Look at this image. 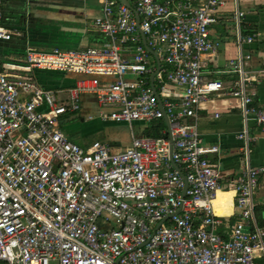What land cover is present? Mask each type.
I'll return each mask as SVG.
<instances>
[{
	"label": "built area",
	"instance_id": "1",
	"mask_svg": "<svg viewBox=\"0 0 264 264\" xmlns=\"http://www.w3.org/2000/svg\"><path fill=\"white\" fill-rule=\"evenodd\" d=\"M5 1L0 40L20 34L2 23ZM127 1L97 0L98 46H26L21 65L0 69V264H264L255 202L264 166L251 164L249 146V125L264 129V108L254 104L259 72L246 68L254 34L241 32L244 11L234 0L237 56L225 71L237 76L225 84L204 76L202 60L221 46L210 30L226 0ZM33 69L81 77L53 90ZM212 93L240 100L243 162L228 188L208 159L218 145L198 130V105ZM84 94L100 120L129 126L128 146L68 139L60 117L79 110ZM164 114L160 136L132 131ZM220 189L233 191V222L213 210Z\"/></svg>",
	"mask_w": 264,
	"mask_h": 264
},
{
	"label": "crops",
	"instance_id": "2",
	"mask_svg": "<svg viewBox=\"0 0 264 264\" xmlns=\"http://www.w3.org/2000/svg\"><path fill=\"white\" fill-rule=\"evenodd\" d=\"M3 5L5 14L9 16L17 17L22 13H25V16L28 14V16L22 28L11 27L17 29L19 35L12 36L9 41H0V69H3L4 63L21 65L26 46L46 50L55 47L85 49L98 46L103 40V35L92 24V18L99 12L97 0H6ZM238 5L244 11L241 23L242 34H254L253 42L244 46V50L251 54L246 68L259 72L258 80L252 85L255 90L254 104L264 108V0H238ZM234 8V0H226L224 5L216 8L214 16L217 20L211 25L210 36L212 39H218L221 46L214 55L204 54L202 60L204 76L221 79L225 84L237 76L236 73L225 71L229 61L237 56L236 34L229 35L226 26L227 22H232L236 31L233 18ZM22 35L26 36L25 40L21 39ZM22 72L24 71H19V73ZM28 74L32 75L42 87L53 90L68 88L81 77L69 72L38 69H33ZM150 77L151 75L149 76L151 83ZM89 104H96V113H91ZM99 108L100 106L95 102L93 96L84 94L80 100V109L69 113H72L73 116L76 115L82 122H86L99 119L97 116ZM197 113L198 130L203 143L216 144L219 147L217 152L208 154V159L215 164L220 173L221 186L228 188L230 182L240 173L243 162V139L238 138L242 129L240 100L234 96L212 93L199 103ZM61 121L62 130L66 135L80 134L82 139L79 143L80 146L87 147L94 140H100L113 147H119L115 141H107L105 138L90 139L88 134H82V131L66 132ZM100 121L126 125L129 128L126 123ZM140 123L133 124L132 131L134 133V125ZM143 128L135 134H141ZM161 130L165 129H160V134ZM249 133L253 136L249 145L250 162L254 166H264V129L250 123ZM220 190H222L221 192L228 191V189ZM255 202L258 221L263 223L264 174L259 177ZM232 203L231 198V206L226 214L225 210H219L221 213L219 215H227L226 219L229 222H233L236 218V215H229L237 211Z\"/></svg>",
	"mask_w": 264,
	"mask_h": 264
},
{
	"label": "rangeland",
	"instance_id": "3",
	"mask_svg": "<svg viewBox=\"0 0 264 264\" xmlns=\"http://www.w3.org/2000/svg\"><path fill=\"white\" fill-rule=\"evenodd\" d=\"M227 32L229 35L234 36L236 34L235 28L233 26L232 22H227ZM162 52H159L161 54ZM152 60V57H150ZM221 63V62H220ZM24 73V72H22ZM48 74V73H47ZM52 75L51 73H49ZM48 74V75H49ZM91 113H96L97 106L96 104H89ZM60 120H62L63 129L66 132L70 131H82V134H88V137L91 139H106L107 141H115L119 147H125L130 144V130L126 125H117V124H109V123H103L100 121V119H92L87 120L86 122H82L76 115L73 116L72 113L69 112L62 115L60 117ZM155 122L151 123H140L137 125H134V131L137 133L140 131L141 128L144 126H150L151 124H154ZM163 129L167 130V125L163 124ZM80 133V132H79ZM68 136V135H67ZM68 139L70 141H73L77 144L81 143L82 139L79 135H69Z\"/></svg>",
	"mask_w": 264,
	"mask_h": 264
},
{
	"label": "trees",
	"instance_id": "4",
	"mask_svg": "<svg viewBox=\"0 0 264 264\" xmlns=\"http://www.w3.org/2000/svg\"><path fill=\"white\" fill-rule=\"evenodd\" d=\"M2 13H3V19H2V23L8 27H12V26H17V28L19 27H23V24L25 23V13H22L20 15L16 16H9L7 14H5L4 11V5L2 7ZM25 28V27H24ZM26 31V30H25ZM21 39L26 38L25 35L20 36ZM12 38H10L9 40H11ZM9 40H0V41H9ZM163 124H164V120L163 119H159L157 120L154 124H151L150 126H145L143 128V130L141 131L142 135L145 136H153V137H157L160 136V129H163Z\"/></svg>",
	"mask_w": 264,
	"mask_h": 264
},
{
	"label": "bare ground",
	"instance_id": "5",
	"mask_svg": "<svg viewBox=\"0 0 264 264\" xmlns=\"http://www.w3.org/2000/svg\"><path fill=\"white\" fill-rule=\"evenodd\" d=\"M221 191L222 190L217 191L216 196L212 201L213 210L216 214H221L219 213L220 209L225 210V214H226V212H229V207L231 206V198L233 191L232 190H228L224 192Z\"/></svg>",
	"mask_w": 264,
	"mask_h": 264
},
{
	"label": "water",
	"instance_id": "6",
	"mask_svg": "<svg viewBox=\"0 0 264 264\" xmlns=\"http://www.w3.org/2000/svg\"><path fill=\"white\" fill-rule=\"evenodd\" d=\"M122 1L125 2L127 5H129L127 0H122ZM27 16H28V14L25 16V19L27 18ZM149 51L154 55L155 59L157 60L158 67H159V60H158V57H157L156 53L153 52V51L150 50V49H149ZM152 77H153V74H151V77H150V78H151V85L153 86ZM153 89H154L155 94H156V97H157V99H158L159 106H160L161 109H163V106H162V103H161V100H160L159 94L156 92L154 86H153ZM163 120H164L165 124H166L167 127H168V119H167L166 114L163 115ZM173 166H174L175 168H177V166H176L174 163H173Z\"/></svg>",
	"mask_w": 264,
	"mask_h": 264
}]
</instances>
